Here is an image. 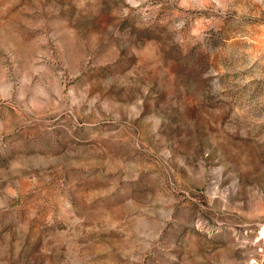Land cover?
<instances>
[{
    "label": "rangeland",
    "instance_id": "1",
    "mask_svg": "<svg viewBox=\"0 0 264 264\" xmlns=\"http://www.w3.org/2000/svg\"><path fill=\"white\" fill-rule=\"evenodd\" d=\"M0 264H264V0H0Z\"/></svg>",
    "mask_w": 264,
    "mask_h": 264
}]
</instances>
